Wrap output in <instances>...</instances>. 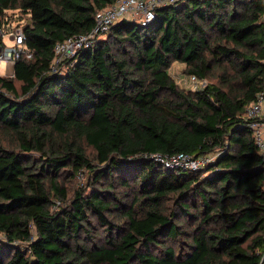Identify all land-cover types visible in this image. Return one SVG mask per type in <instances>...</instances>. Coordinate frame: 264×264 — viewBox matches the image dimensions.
<instances>
[{
	"label": "trees",
	"instance_id": "trees-1",
	"mask_svg": "<svg viewBox=\"0 0 264 264\" xmlns=\"http://www.w3.org/2000/svg\"><path fill=\"white\" fill-rule=\"evenodd\" d=\"M115 1L0 0L33 53L0 76V264H260L264 172L243 117L264 84V0L122 19L53 72L55 44ZM175 62L207 85L181 87ZM174 153L216 158L155 159Z\"/></svg>",
	"mask_w": 264,
	"mask_h": 264
},
{
	"label": "built area",
	"instance_id": "built-area-1",
	"mask_svg": "<svg viewBox=\"0 0 264 264\" xmlns=\"http://www.w3.org/2000/svg\"><path fill=\"white\" fill-rule=\"evenodd\" d=\"M179 1L181 0H116L109 7L97 11L95 27L90 33L68 37L64 41L55 44V59L51 65V70L56 72L61 62L73 59L80 50L90 47L99 34L109 31L112 25L118 21L128 19L140 22L142 25H148L155 19L158 8L176 5ZM6 21L0 26V36L3 40L0 49V65L4 64L6 66L4 75L0 73V76L13 77L16 64L23 58L31 60L33 53L25 44L24 24L26 20L9 21L6 18ZM184 82L193 90H201L208 83L206 79H199L195 75L187 76ZM243 118L247 127L253 133L255 145L262 159L264 172V84L256 99L246 106ZM215 158L216 155L194 157L185 153L155 155V159L166 168L189 171L204 169Z\"/></svg>",
	"mask_w": 264,
	"mask_h": 264
},
{
	"label": "rangeland",
	"instance_id": "rangeland-1",
	"mask_svg": "<svg viewBox=\"0 0 264 264\" xmlns=\"http://www.w3.org/2000/svg\"><path fill=\"white\" fill-rule=\"evenodd\" d=\"M5 69H6V66L3 64V65H0V73L2 74V75H4V71H5ZM184 64H182V63H179V62H175L172 66H171V68H170V70H169V72H170V74H171V76L177 81V83H179V85L181 86V87H187L188 88V86L185 84V78H186V75H185V73H184ZM86 176H84V179L82 178L81 179V181L82 182H80L79 180H77V181H73L72 183H68L67 185L68 186H70V185H73L75 188L76 187H78L81 183L83 184L84 182H85V180H86ZM81 184V185H82Z\"/></svg>",
	"mask_w": 264,
	"mask_h": 264
},
{
	"label": "water",
	"instance_id": "water-1",
	"mask_svg": "<svg viewBox=\"0 0 264 264\" xmlns=\"http://www.w3.org/2000/svg\"><path fill=\"white\" fill-rule=\"evenodd\" d=\"M263 262H264V255L262 257V260H261V263L260 264H263Z\"/></svg>",
	"mask_w": 264,
	"mask_h": 264
}]
</instances>
